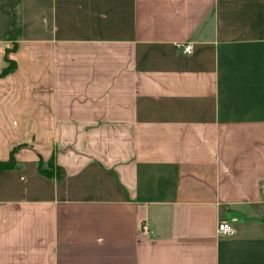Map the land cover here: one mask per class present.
I'll return each instance as SVG.
<instances>
[{
  "label": "crops",
  "instance_id": "0c3cea01",
  "mask_svg": "<svg viewBox=\"0 0 264 264\" xmlns=\"http://www.w3.org/2000/svg\"><path fill=\"white\" fill-rule=\"evenodd\" d=\"M12 152L0 264H264V0H0Z\"/></svg>",
  "mask_w": 264,
  "mask_h": 264
},
{
  "label": "trees",
  "instance_id": "16d2710c",
  "mask_svg": "<svg viewBox=\"0 0 264 264\" xmlns=\"http://www.w3.org/2000/svg\"><path fill=\"white\" fill-rule=\"evenodd\" d=\"M19 35H20V27L17 21L16 10L13 9L11 27L8 33V40L12 42V48L10 49V51H14L16 49V42ZM7 62H9V65L3 69L1 76H5L6 74L10 73L14 68V64H12L13 62L8 60ZM14 165H15V161L12 152L10 159L8 161H0V173L4 170L11 169L12 167H14ZM51 165H52V159L48 162V166L51 167ZM42 168H43L42 162H38L37 170L39 171V173L47 177L53 176L51 171ZM55 178L57 181L61 180V177L59 175H57Z\"/></svg>",
  "mask_w": 264,
  "mask_h": 264
},
{
  "label": "built area",
  "instance_id": "2783aa9c",
  "mask_svg": "<svg viewBox=\"0 0 264 264\" xmlns=\"http://www.w3.org/2000/svg\"><path fill=\"white\" fill-rule=\"evenodd\" d=\"M176 49L179 50L182 56H186L192 53L193 46L191 43L177 44ZM261 191L264 192V182L261 184ZM217 232L223 236H229L233 234L234 228L229 222H219ZM141 233L147 235L150 233V229L146 223L141 225Z\"/></svg>",
  "mask_w": 264,
  "mask_h": 264
}]
</instances>
